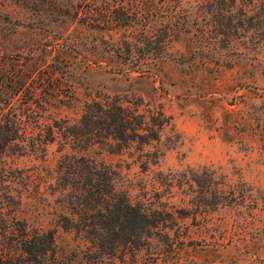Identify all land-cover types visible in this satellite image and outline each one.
Segmentation results:
<instances>
[{
	"label": "rangeland",
	"instance_id": "1",
	"mask_svg": "<svg viewBox=\"0 0 264 264\" xmlns=\"http://www.w3.org/2000/svg\"><path fill=\"white\" fill-rule=\"evenodd\" d=\"M71 5L80 7L79 14L70 7L77 20L64 14ZM103 6L0 0V67L33 71L37 82L45 79L42 95L53 97L37 132L57 115L78 119L86 102L108 96L149 120L162 119L160 110L167 119L160 139L146 145L77 151L57 138L6 158L30 179L17 215L31 229H56L47 264H264V0H188L184 9L198 17L191 32L176 26L169 46L150 54L144 42L168 36L160 21H120L108 31L98 23ZM230 8L223 23L203 20L207 9ZM112 10L118 17L119 7ZM65 153L109 165L117 188L154 211L160 223L139 249L97 260L83 231L63 228L60 215L70 210L55 169ZM222 182L256 203L217 204Z\"/></svg>",
	"mask_w": 264,
	"mask_h": 264
},
{
	"label": "trees",
	"instance_id": "2",
	"mask_svg": "<svg viewBox=\"0 0 264 264\" xmlns=\"http://www.w3.org/2000/svg\"><path fill=\"white\" fill-rule=\"evenodd\" d=\"M187 1L103 0L100 12L103 17L98 23L112 31L113 24L120 21L127 26L143 21L146 26L151 20H159L168 36L144 42L150 54L169 46L172 41L169 32L174 33L175 28L180 26L177 32L181 29L191 32L198 17L184 9ZM115 5L119 7V16L114 18ZM70 7L76 8L74 12L79 14L80 7L71 5L65 15L75 16ZM223 9H207L203 20L209 24L212 21L223 23L225 16L233 15V8ZM76 18L78 16L73 20ZM110 37L113 39L112 35ZM32 72L24 67H0V264H47L55 248L56 233L55 228L31 229L27 221L17 215L30 179L22 170L8 165L7 157L25 154L27 149L45 150V146L57 138L63 147L77 151L95 144H116L121 149L133 143L146 145L159 140L167 124L161 110L158 115L162 119L152 121L137 109L125 107L118 99L108 96L86 102L78 119L57 115L46 130L37 132L35 128L48 115L53 97L42 95L45 79L37 82ZM55 172L62 195L60 202L70 210L68 215H60L59 222L65 229L83 231L94 250L90 254L97 260L106 255L117 256L126 249H139L151 229L160 223L154 211L133 202L125 190L117 188L115 169L91 156L65 153ZM215 193L219 205L240 208L247 201L256 203L235 185L224 182L216 183Z\"/></svg>",
	"mask_w": 264,
	"mask_h": 264
}]
</instances>
